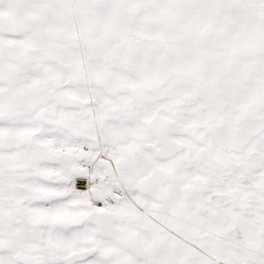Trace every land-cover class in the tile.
<instances>
[{"label": "snow or ice", "instance_id": "6c2138e0", "mask_svg": "<svg viewBox=\"0 0 264 264\" xmlns=\"http://www.w3.org/2000/svg\"><path fill=\"white\" fill-rule=\"evenodd\" d=\"M0 264H264V0H0Z\"/></svg>", "mask_w": 264, "mask_h": 264}]
</instances>
